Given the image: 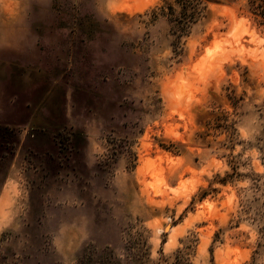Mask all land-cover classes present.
<instances>
[{"label": "rangeland", "instance_id": "obj_1", "mask_svg": "<svg viewBox=\"0 0 264 264\" xmlns=\"http://www.w3.org/2000/svg\"><path fill=\"white\" fill-rule=\"evenodd\" d=\"M220 1L0 0V264H264V25Z\"/></svg>", "mask_w": 264, "mask_h": 264}, {"label": "trees", "instance_id": "obj_2", "mask_svg": "<svg viewBox=\"0 0 264 264\" xmlns=\"http://www.w3.org/2000/svg\"><path fill=\"white\" fill-rule=\"evenodd\" d=\"M206 2H221L220 0H201ZM232 1V0H230ZM247 11L260 20V24L264 25V0H248Z\"/></svg>", "mask_w": 264, "mask_h": 264}, {"label": "water", "instance_id": "obj_3", "mask_svg": "<svg viewBox=\"0 0 264 264\" xmlns=\"http://www.w3.org/2000/svg\"><path fill=\"white\" fill-rule=\"evenodd\" d=\"M170 227H167L166 230L168 231Z\"/></svg>", "mask_w": 264, "mask_h": 264}]
</instances>
